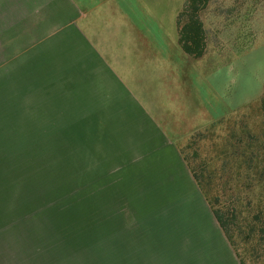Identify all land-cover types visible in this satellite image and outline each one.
<instances>
[{
	"label": "rangeland",
	"instance_id": "obj_1",
	"mask_svg": "<svg viewBox=\"0 0 264 264\" xmlns=\"http://www.w3.org/2000/svg\"><path fill=\"white\" fill-rule=\"evenodd\" d=\"M200 19L205 51L189 58L183 73L190 97L180 104L160 98L135 104L128 89H102L97 99L104 102L94 117L55 119L69 123L61 138L79 157H71L59 137L47 140L49 120H41V128L32 125L41 119L30 118L37 114L17 113L16 101L26 99L16 98L23 61L6 64L5 52L0 55V148L18 136V148L27 152L23 159V153L0 152V193L7 196L0 199V242L19 244L20 231L29 230L23 241L31 243V235L37 242L47 240L42 245L51 254L70 252L81 264H240L211 206L232 205L239 192L242 217L250 218L260 205L264 209V174L254 170L264 171V0H208ZM197 133L201 136L194 139ZM62 152H69L67 158ZM183 156L212 175L208 196ZM38 163L53 176L48 202L34 197L12 210L15 182H49L37 179ZM77 167L81 173L72 169ZM70 173L86 185L71 198L85 195L87 202L68 205ZM49 224L53 228H46ZM63 236L74 246L59 248ZM249 245L240 242L236 248L253 264L255 257L244 251Z\"/></svg>",
	"mask_w": 264,
	"mask_h": 264
},
{
	"label": "crops",
	"instance_id": "obj_2",
	"mask_svg": "<svg viewBox=\"0 0 264 264\" xmlns=\"http://www.w3.org/2000/svg\"><path fill=\"white\" fill-rule=\"evenodd\" d=\"M187 1L28 0L22 6L23 18L1 33L5 42L0 44V55L5 52L6 64L15 59L23 61L25 76L16 75V98L19 94L26 99L16 101L17 113L33 112L38 116L30 118L49 121L88 119L99 112L98 105L104 101L97 98L105 88L128 89L130 102L135 104L152 103L154 98H160L161 103H183L192 94L190 88L187 94L184 90L185 64L194 58L180 43L178 17ZM4 66L7 65L3 63L1 68ZM8 145L1 146L0 152L25 149L18 148L17 141ZM48 181L30 199L48 200L53 187V181ZM71 194L72 185L68 187V205ZM6 198L0 193V199ZM11 205L12 210L23 206H18L17 200ZM7 226L6 223L4 228ZM24 235L30 236L29 230H21L19 237L24 240ZM32 236L31 243L0 242V264H81L77 256L72 261L70 252L51 254L42 245L47 240L37 242ZM57 242L61 249L74 246L66 244L64 236Z\"/></svg>",
	"mask_w": 264,
	"mask_h": 264
},
{
	"label": "trees",
	"instance_id": "obj_3",
	"mask_svg": "<svg viewBox=\"0 0 264 264\" xmlns=\"http://www.w3.org/2000/svg\"><path fill=\"white\" fill-rule=\"evenodd\" d=\"M28 0H0V44L5 42V39H1V33L8 30L11 26L15 25L18 21H20L23 16L25 15L23 12V4L27 3ZM208 0H188L184 10L179 14L178 17V24L180 26V43L184 50L189 53L193 57H200L206 47V31L204 29L203 21L200 19V11L205 7ZM20 6H17V5ZM261 105L262 110L264 112V95L261 99ZM73 122V121H72ZM75 122V121H74ZM69 124L68 122L65 123V121L62 120H53L48 121L49 125V133H48V139L50 140L51 137H53V140H57V137H59V140L61 142V145L64 143L65 149L68 151L70 149L72 151L71 157H79V153L76 152L73 147L68 146L63 139L61 138V135L63 134V128H65ZM31 125V124H30ZM28 124V126H30ZM32 125H37L39 127L43 126V121L37 120L32 123ZM43 128V127H41ZM43 133L40 134V138L44 139L46 133L42 131ZM47 132V131H46ZM201 136V133H197L194 139L196 137ZM65 138V137H64ZM8 140H13V142H16L19 140L8 137ZM193 139V141H194ZM56 145V143H55ZM70 147V148H69ZM51 151L55 154V157L59 155V152L56 151V147L54 149H51ZM12 152V151H10ZM14 152V151H13ZM18 153H23L21 157L24 158V155L27 154V152L23 151H16ZM64 157L67 158V152H62ZM32 156H34L32 154ZM70 157V158H71ZM185 162L188 165V168L196 181L197 186L203 190L206 196H208V187L211 185L212 175H205L204 173L208 171L206 168L199 167L198 165H193L189 159L188 156H183ZM26 161V159L24 160ZM23 164V162H22ZM71 167V164H69ZM64 168V167H63ZM64 169H67L65 167ZM74 169L75 173H81L80 167L72 168ZM49 167L40 166L37 171V179L41 177V180H48L53 179V176L50 175ZM54 167L52 169V174ZM254 170H256V174H264V171H259V169L254 167ZM70 178L72 177V174H69ZM206 176V177H205ZM247 178L249 176L247 175ZM74 181L71 183L72 185V193H77L78 190L84 189L86 186L85 182L82 180H78L77 178H73ZM50 186H52L50 184ZM245 187L250 189L252 187L251 183L245 184ZM13 191L15 192L14 197L15 200H17V205L20 206V204L25 205L29 203V200L31 198L30 195L33 193H38L42 189V185L33 181H24V182H15V186L13 187ZM74 195V193H73ZM84 197V196H83ZM81 198V197H74L71 199V203L73 205L77 204L78 202L82 201H88V198ZM81 198V199H80ZM220 197H216L215 200L219 201ZM244 197L240 196L239 192H236L231 199L232 205H218L216 207L215 204H212L209 201V204L212 208L213 215L218 222L219 226L223 230L228 242L230 245L235 249L236 256L238 257L240 264H246L244 257L241 255V253L238 251V245L240 242L248 245L244 249L247 254H249L251 257H255L253 264H258L259 260H263L264 262V247L262 246L264 244V209L260 205L257 209L252 211L249 216L242 217V200ZM48 200L43 201L44 204H46ZM56 204V200L54 201ZM218 203V202H217ZM43 204V205H44ZM252 204V200L247 197L246 206H249ZM260 204V203H259ZM258 204V205H259ZM241 208V209H240ZM74 236V234H73ZM240 240L239 243L237 240ZM238 244V245H237ZM237 247V248H236ZM264 264V263H263Z\"/></svg>",
	"mask_w": 264,
	"mask_h": 264
}]
</instances>
